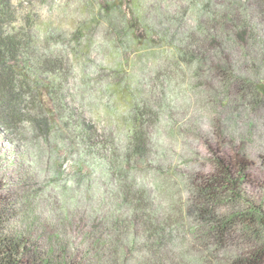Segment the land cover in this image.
I'll list each match as a JSON object with an SVG mask.
<instances>
[{
	"label": "trees",
	"instance_id": "trees-1",
	"mask_svg": "<svg viewBox=\"0 0 264 264\" xmlns=\"http://www.w3.org/2000/svg\"><path fill=\"white\" fill-rule=\"evenodd\" d=\"M104 2L107 16L117 12L123 17L124 34L130 35L125 46L134 41L141 46L130 71L121 66L114 71L134 92L122 148L112 130L99 147L97 129L66 107L63 90L71 70L69 53H64L65 45L53 44L56 37L50 33L40 38L32 25L14 26L13 0H0V131L17 140L28 132L48 136L60 125L71 124L91 149L105 148L108 161L123 159L130 170L138 168L156 138L150 128L160 105L156 91L142 89L140 82L152 56L158 54L151 45L165 41L171 48L163 56L176 61L175 72L219 80L224 84L223 107L236 94L242 101L250 97L251 112L264 114V89H252L243 78L244 67L231 61L232 53L241 50L248 57L253 33L264 24V0H201L196 2L201 16L193 25L163 14L164 30L148 23L150 9L139 0ZM109 21L115 24L112 18ZM124 53L119 57L127 58ZM157 60L162 62L160 56ZM206 142L209 168L189 164L185 198L171 204L165 214L129 172L126 179L117 176L118 207L104 214L103 225L90 232L92 255L79 254L74 240L70 253L56 257L36 241L12 233L9 227L21 209L2 191L0 180V264H264V176L256 175L253 159L239 147L231 151L220 139ZM257 188L261 195L252 197ZM180 224L192 227L187 238L179 232Z\"/></svg>",
	"mask_w": 264,
	"mask_h": 264
},
{
	"label": "rangeland",
	"instance_id": "rangeland-1",
	"mask_svg": "<svg viewBox=\"0 0 264 264\" xmlns=\"http://www.w3.org/2000/svg\"><path fill=\"white\" fill-rule=\"evenodd\" d=\"M104 1L122 2L13 0L14 26L32 25L40 38L50 33L56 37L53 44L65 45L64 53H69L71 68L63 90L66 107L97 129L99 147L111 130L121 147L126 142L129 125L126 119L134 92L125 84V78L118 80L114 71L117 66L129 69L141 46L136 41L125 46L130 35L127 38L124 34L123 17L117 12L107 16ZM199 1L139 0V3L150 9L148 23L164 30V15L176 16L183 24L193 25L201 16L196 5ZM109 18L115 24L110 25ZM260 27L252 35L248 57L241 50L232 53L231 60L233 65L244 67L242 77L255 91L264 89V24ZM167 43L151 45L156 46L158 54L152 56L140 82L142 89L156 91L160 105L155 109L158 116L150 128L156 141H152L148 156L138 168L130 170L123 159L108 161L105 148L91 149L78 138L71 124L60 125V130L55 129L48 136L28 132L17 140L0 131L2 191L10 194L21 209L9 227L12 233L36 241L56 257L70 253L74 240L79 244V254L92 255L90 232L100 225L104 214L118 207L121 193L117 176L126 179L129 172V177L145 187L154 205L165 214L171 204L185 198L189 164L198 162L209 168L206 149L209 140L220 139L231 151L242 149L253 159L256 175L263 178L264 114L251 112L250 97L242 101L236 94L232 95L230 105L223 107L224 84L219 80L175 72L176 61L163 56L171 48ZM124 52L127 58L119 57ZM159 56L162 62L157 60ZM96 142L92 144L97 145ZM260 191L251 192V196L257 198ZM178 229L184 238L192 232L187 224H180Z\"/></svg>",
	"mask_w": 264,
	"mask_h": 264
}]
</instances>
